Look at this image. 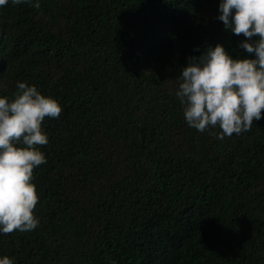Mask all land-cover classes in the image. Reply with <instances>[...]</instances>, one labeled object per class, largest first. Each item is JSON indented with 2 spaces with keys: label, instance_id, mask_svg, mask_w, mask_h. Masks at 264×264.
Here are the masks:
<instances>
[{
  "label": "trees",
  "instance_id": "trees-1",
  "mask_svg": "<svg viewBox=\"0 0 264 264\" xmlns=\"http://www.w3.org/2000/svg\"><path fill=\"white\" fill-rule=\"evenodd\" d=\"M219 0H39L0 6V95L63 106L42 121L38 226L0 234L14 264H264V109L249 130L189 127L175 92L221 43ZM255 38V37H254Z\"/></svg>",
  "mask_w": 264,
  "mask_h": 264
},
{
  "label": "clouds",
  "instance_id": "clouds-1",
  "mask_svg": "<svg viewBox=\"0 0 264 264\" xmlns=\"http://www.w3.org/2000/svg\"><path fill=\"white\" fill-rule=\"evenodd\" d=\"M9 0H0V6ZM39 8V0H11ZM217 19L246 39L239 47L250 56L233 57L221 43L188 58L175 95L189 127L203 132L217 126L220 138L239 135L262 117L264 109V0H219ZM255 37V38H254ZM12 96L0 95V234L31 231L39 224L40 199L34 169L46 163L48 143L42 121L57 118L62 105L37 86L17 81ZM0 264H14L8 255Z\"/></svg>",
  "mask_w": 264,
  "mask_h": 264
}]
</instances>
